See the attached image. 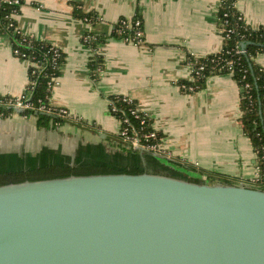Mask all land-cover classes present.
I'll list each match as a JSON object with an SVG mask.
<instances>
[{
    "label": "crops",
    "instance_id": "crops-1",
    "mask_svg": "<svg viewBox=\"0 0 264 264\" xmlns=\"http://www.w3.org/2000/svg\"><path fill=\"white\" fill-rule=\"evenodd\" d=\"M222 0H23L15 16L19 28L58 47L64 55L61 75L49 97L51 105L74 117L59 125L38 126L34 115L0 116V173L25 172L66 162L103 163L112 167L170 170L207 179L199 170L232 177L251 186L257 157L241 124L240 86L230 73L210 76L199 91L184 92L187 58L222 49L218 23ZM236 7L253 28L264 29V0H237ZM79 9L97 20L86 22ZM140 18L144 42L114 35L122 18ZM87 33L102 39L96 48ZM94 54L103 57L97 80ZM264 69V51L256 57ZM29 65L14 54L10 38L0 34V95L21 96L29 83ZM127 96L148 113L162 135L171 160L116 146L121 122L110 112V97ZM34 169L29 170V168Z\"/></svg>",
    "mask_w": 264,
    "mask_h": 264
},
{
    "label": "water",
    "instance_id": "water-1",
    "mask_svg": "<svg viewBox=\"0 0 264 264\" xmlns=\"http://www.w3.org/2000/svg\"><path fill=\"white\" fill-rule=\"evenodd\" d=\"M112 168L0 185V264H264V189Z\"/></svg>",
    "mask_w": 264,
    "mask_h": 264
},
{
    "label": "trees",
    "instance_id": "trees-1",
    "mask_svg": "<svg viewBox=\"0 0 264 264\" xmlns=\"http://www.w3.org/2000/svg\"><path fill=\"white\" fill-rule=\"evenodd\" d=\"M21 0V4H22ZM237 0H222L218 12V23L222 30L223 45L222 49L213 54L204 57H196L190 54L187 61L195 63L197 66L203 65L204 69L194 80H183L181 85L184 92H195L202 89L207 79L215 74L230 73L240 86V108H241V124L245 135L249 138L250 143L256 153L257 166L261 170V179L255 181L252 185L264 189V69L260 66L256 57L264 51V29L253 28L250 26L241 12L236 7ZM20 6L10 4L5 0L0 1V34L7 35L14 49H19L21 53H26L27 56L35 63L36 66H31L28 69L29 83L27 86L28 92H31L29 103L34 106L33 109H26L20 112L22 115H34L38 118V126L46 127L50 123L59 125L66 119L58 114L41 112L37 107L41 105L50 106L49 97L52 92L51 82L54 77L61 75V68L64 62V55L55 59L52 44L39 40L31 34L25 35L19 28L14 12L20 11ZM76 14L85 19L88 18L92 23L97 20V16L93 13H84L79 9ZM138 18V17H136ZM120 19L114 25V35L122 38V34L118 33V28L122 27ZM12 24V25H11ZM91 35L93 40L87 43L90 47L96 48L98 43L102 41L96 33H87ZM26 39V40H24ZM243 50V52H241ZM103 57L99 54H94L90 61L91 74L94 80L100 75L99 70L104 69ZM11 96L0 95V116L7 118L16 113L15 108L8 104ZM129 97L116 95L110 97L111 108H116L115 111L110 110L111 114L121 119L123 127L142 132H149L152 129L150 119L144 118L143 115L137 118L132 111L137 108V102L133 99L129 101ZM128 119V122H124ZM144 119V124L142 120ZM161 135V133H159ZM116 146L119 149L126 151H135L126 149L121 144L120 134L117 136ZM147 142H155L151 139ZM187 166L188 169L200 171L207 176V179L191 178L197 182L208 183H237V180L230 176L199 170L195 165L190 163H181ZM120 172L108 166L80 165V166H61L48 165L47 167L25 172H11L0 174V185L7 183L22 182L24 180H40L57 177H65L69 175H90L100 173H117ZM122 172L130 174L142 173L140 168L132 167L122 170Z\"/></svg>",
    "mask_w": 264,
    "mask_h": 264
},
{
    "label": "built area",
    "instance_id": "built-area-1",
    "mask_svg": "<svg viewBox=\"0 0 264 264\" xmlns=\"http://www.w3.org/2000/svg\"><path fill=\"white\" fill-rule=\"evenodd\" d=\"M1 1V0H0ZM6 2H9L10 4H14L16 6L21 5V0H5ZM18 14V12H14L13 16L15 17ZM86 22H91L88 18L84 19ZM12 25V24H11ZM122 27L118 28V33L122 34V39L136 43V44H142L145 40L144 38V25L143 22L140 18H125L122 20ZM16 29L19 31L20 28L16 27ZM26 36L29 35L28 33L23 32ZM34 36L33 34H31ZM26 40V39H24ZM93 40V37L91 35H86L83 37V41L87 44L90 41ZM52 49L54 50V57L55 59L61 55V50L52 45ZM14 54L24 61H26L29 65L31 66H36L37 63L33 62L26 53H21L19 49H14ZM243 52V50H241ZM198 57V56H196ZM187 64L189 66V79L194 80L197 75L200 74V72L204 69L203 65L197 66L195 63H192L190 61H187ZM103 70L100 69L99 72L101 73ZM58 77H54L50 86L51 90L53 89L54 85L57 83ZM182 88H185V85H181ZM31 96V92L26 91L24 94L21 96H13L10 97L8 100V104L12 105L13 108H15L17 113L22 112L23 110L26 109H33L34 106H32L31 103H29V97ZM129 101H132L131 98H128ZM111 106V102H110ZM38 111L41 112H47L49 114L55 113L58 114L59 116L64 117L65 119H71L73 118L74 120L78 121L79 119L74 117L67 109L65 108H58L53 105H41L37 107ZM110 110L115 111L116 108L110 107ZM20 111V112H19ZM132 114H134L137 118H140L141 115H143L144 118H149L148 113L145 111H142L139 106L137 105V108L132 111ZM121 122V129H120V136L121 138V144L123 147L126 149L130 150H135V151H140V152H149L155 154L157 157L163 156L166 157L167 159L171 160V154L167 150H165L162 147V135L159 134V132L152 127V129L149 132H142L143 128L140 130L136 131L133 129L123 127V122L121 119H119ZM124 122H128V119H124ZM142 123L144 124V119L142 120ZM152 126V125H151ZM155 140V142H147L148 140ZM257 176L255 181H258L261 179V170L257 166Z\"/></svg>",
    "mask_w": 264,
    "mask_h": 264
},
{
    "label": "flooded vegetation",
    "instance_id": "flooded-vegetation-1",
    "mask_svg": "<svg viewBox=\"0 0 264 264\" xmlns=\"http://www.w3.org/2000/svg\"><path fill=\"white\" fill-rule=\"evenodd\" d=\"M90 163H80V162H77V163H75V166H80V165H89ZM49 165H57V164H49ZM90 165H94V166H99V167H103V166H108L109 168H112L111 166L112 165H105V164H103V163H99V165H97V164H90ZM48 165H46V166H40L39 168H37V169H41V168H44V167H47ZM75 166H72V167H75ZM129 168H132V167H128V168H126V169H129ZM144 169V168H143ZM36 170V169H35ZM146 170V169H145ZM31 171H33V170H31ZM28 172V171H27ZM5 173H11V172H5ZM0 174H4V172H2V173H0Z\"/></svg>",
    "mask_w": 264,
    "mask_h": 264
},
{
    "label": "rangeland",
    "instance_id": "rangeland-1",
    "mask_svg": "<svg viewBox=\"0 0 264 264\" xmlns=\"http://www.w3.org/2000/svg\"><path fill=\"white\" fill-rule=\"evenodd\" d=\"M186 175H188V174H186ZM190 178H194V176H193V174H190V175H188Z\"/></svg>",
    "mask_w": 264,
    "mask_h": 264
}]
</instances>
